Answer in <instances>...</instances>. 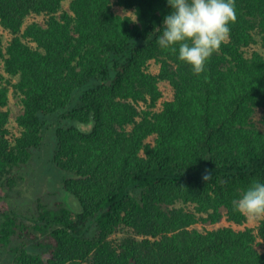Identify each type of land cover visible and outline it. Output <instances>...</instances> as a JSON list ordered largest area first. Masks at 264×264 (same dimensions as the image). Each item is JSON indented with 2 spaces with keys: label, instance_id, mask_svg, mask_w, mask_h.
Returning <instances> with one entry per match:
<instances>
[{
  "label": "trees",
  "instance_id": "1",
  "mask_svg": "<svg viewBox=\"0 0 264 264\" xmlns=\"http://www.w3.org/2000/svg\"><path fill=\"white\" fill-rule=\"evenodd\" d=\"M169 11L167 0H0V193L50 134L74 198L21 210L0 196V264H264V217L192 226L222 204L242 224L232 201L264 180V0H235L200 74L156 42ZM162 81L175 95L156 110Z\"/></svg>",
  "mask_w": 264,
  "mask_h": 264
},
{
  "label": "clouds",
  "instance_id": "2",
  "mask_svg": "<svg viewBox=\"0 0 264 264\" xmlns=\"http://www.w3.org/2000/svg\"><path fill=\"white\" fill-rule=\"evenodd\" d=\"M167 4L170 11L163 17L156 42L177 53V59L190 65L194 74H200L236 20L235 0H167ZM121 17L137 22L135 11H125ZM209 178L210 174H205L204 179ZM232 207L245 216L264 217V180H251L233 199Z\"/></svg>",
  "mask_w": 264,
  "mask_h": 264
},
{
  "label": "rangeland",
  "instance_id": "3",
  "mask_svg": "<svg viewBox=\"0 0 264 264\" xmlns=\"http://www.w3.org/2000/svg\"><path fill=\"white\" fill-rule=\"evenodd\" d=\"M64 5L68 6V1H66ZM116 9L122 13L126 11L122 6H116ZM39 20H41V18ZM151 69L153 72H156L159 69L158 64L153 61V63L151 64ZM159 89L161 90V96L157 101V105L155 106L156 110L162 109L164 107V102L174 99L175 95L174 89L168 81L160 82ZM9 105L12 109V113L10 122L7 123V128L9 130V132H7V135L11 139V141H13L14 137L19 134L21 130V127L16 121V115L19 112L20 105L19 103H17L15 97L11 98ZM141 106H145V104L142 103ZM138 108H140V105L138 106ZM47 139L49 140V144H44L42 150L39 152L40 156L38 155V157L35 159V162L32 160L31 164L22 166L18 169L16 168V170L20 171L22 177L19 178L18 183L14 187L9 188L8 186H5L4 190L0 193L1 200L4 203H7L13 208L25 210L27 208H34L35 197L39 196L42 197V202L48 207L54 206L55 203L60 200L70 205L74 204V198L70 194H68L66 192V189L63 187V170H61L50 160V149L53 146V144H50L52 140L50 134H48ZM153 139L154 135L150 136L148 138V141H152ZM190 207H192V204H190ZM192 210L198 212L194 207H192ZM202 212L203 211H199V214ZM215 212L220 215L218 220L212 221L210 219L212 218L210 212L205 211L200 214V220L192 224V226L200 231H207L209 229H217L219 227L225 226L240 229L248 225L254 226L258 222V218L253 216H248L247 219H243L241 221L243 222L242 224H239V222H235V220L231 219L228 211H226L223 204L218 207ZM255 245H257L256 242ZM257 248L262 247L257 246Z\"/></svg>",
  "mask_w": 264,
  "mask_h": 264
}]
</instances>
